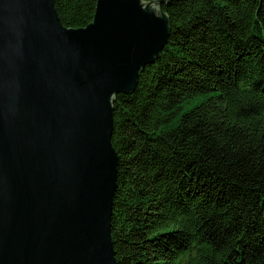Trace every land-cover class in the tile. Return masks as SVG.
Segmentation results:
<instances>
[{
  "label": "trees",
  "instance_id": "trees-1",
  "mask_svg": "<svg viewBox=\"0 0 264 264\" xmlns=\"http://www.w3.org/2000/svg\"><path fill=\"white\" fill-rule=\"evenodd\" d=\"M98 0H54L67 27ZM171 33L113 102L116 264H264V0H162Z\"/></svg>",
  "mask_w": 264,
  "mask_h": 264
},
{
  "label": "water",
  "instance_id": "water-1",
  "mask_svg": "<svg viewBox=\"0 0 264 264\" xmlns=\"http://www.w3.org/2000/svg\"><path fill=\"white\" fill-rule=\"evenodd\" d=\"M162 0H0V264H116L113 102L171 33Z\"/></svg>",
  "mask_w": 264,
  "mask_h": 264
}]
</instances>
